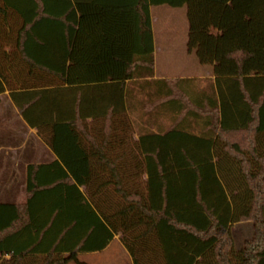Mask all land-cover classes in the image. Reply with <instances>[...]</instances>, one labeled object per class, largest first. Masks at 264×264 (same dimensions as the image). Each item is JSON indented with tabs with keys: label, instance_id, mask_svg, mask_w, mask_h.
Listing matches in <instances>:
<instances>
[{
	"label": "trees",
	"instance_id": "trees-1",
	"mask_svg": "<svg viewBox=\"0 0 264 264\" xmlns=\"http://www.w3.org/2000/svg\"><path fill=\"white\" fill-rule=\"evenodd\" d=\"M164 5L186 7L208 92L153 80ZM148 79L185 116L136 140L127 83ZM7 90L57 160L28 167L24 204L0 203V264H84L119 234L133 264H264V0H0Z\"/></svg>",
	"mask_w": 264,
	"mask_h": 264
},
{
	"label": "crops",
	"instance_id": "crops-1",
	"mask_svg": "<svg viewBox=\"0 0 264 264\" xmlns=\"http://www.w3.org/2000/svg\"><path fill=\"white\" fill-rule=\"evenodd\" d=\"M156 52V46L154 43V57L157 55ZM198 65L201 66L199 63ZM199 74L202 75L198 78L160 77L155 69V77L153 80L167 81L175 79H193L198 82L194 84V86L200 92H208V70L204 71V75L203 73ZM151 80L152 79H148L145 84L133 85L132 82V84L127 83L129 84L127 85V91H129L131 97L128 100L130 104L127 116L130 124L133 126L129 135L136 140L144 134L165 133L168 130L175 128L185 116V114L180 112V106L178 104H171V99L178 97L177 93L173 92L172 84H155L152 83ZM62 88H67V86ZM191 121H193V119H191ZM88 122L90 123L91 119H89ZM14 123L18 124L14 125ZM195 125L196 124L193 123V127H195ZM0 127V129L3 128V131H16L17 138H26L27 140L29 139L32 141L33 147L27 152V154L31 156V162H29V157H27V155L25 162H22L19 155V148H16L15 146H9L8 148H4L2 145L0 146V152L3 150L8 151V159L6 161H0V203L6 204L4 202H11L7 204H24L26 202L28 167L31 165L49 164L57 160V158L41 137L39 131L36 128L29 126L21 116L8 90L5 94L0 95ZM195 133L198 134L199 132L195 131ZM82 190L84 191V189ZM244 225L234 224L232 226L235 241L237 236L247 237L245 235H251L253 233V227L251 228L247 225V227H241ZM238 226L244 228L246 233L239 232V229H236ZM252 237L253 234L250 238ZM121 238V234L115 235L114 240L103 251L79 254V259L82 260L84 258L105 254L115 248V251L117 249L123 251V257L119 259L118 264H133L130 254L121 242ZM8 259L9 257H6V260ZM82 262L85 264L83 260Z\"/></svg>",
	"mask_w": 264,
	"mask_h": 264
},
{
	"label": "rangeland",
	"instance_id": "rangeland-1",
	"mask_svg": "<svg viewBox=\"0 0 264 264\" xmlns=\"http://www.w3.org/2000/svg\"><path fill=\"white\" fill-rule=\"evenodd\" d=\"M151 17L154 43L157 51V55L155 56L156 73L160 77L198 78L202 75L199 73H203L204 75V71L208 70V83L214 82L215 78L213 76L212 68L199 66L196 56L194 54H189L188 52L189 23L186 7L177 9L167 5L152 7ZM212 34L215 36L216 32L212 31ZM8 51L10 53L12 51L11 48H9ZM17 124L18 123H14V125ZM2 129H0V146L2 145L4 148H8L9 146L19 148V155L22 162H25L26 155L29 157V162H31V156L27 154V152L33 147L32 141L29 139L27 140L26 138H17L16 131L11 132L10 130H7V132ZM7 159L8 151L3 150L0 152V161H6ZM239 225H244L241 227H253L251 222H244ZM241 227L238 226L236 229H239V232L244 233L245 229ZM252 234L245 235L247 237L237 236L235 249L240 250L244 241L250 238ZM122 257L123 251L118 249L115 251V248H113L105 254L84 258L82 260L85 264H118L119 259Z\"/></svg>",
	"mask_w": 264,
	"mask_h": 264
}]
</instances>
